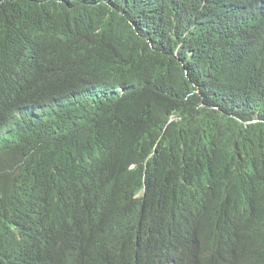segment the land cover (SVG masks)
I'll return each mask as SVG.
<instances>
[{
	"label": "trees",
	"instance_id": "trees-1",
	"mask_svg": "<svg viewBox=\"0 0 264 264\" xmlns=\"http://www.w3.org/2000/svg\"><path fill=\"white\" fill-rule=\"evenodd\" d=\"M0 264H264V0H0Z\"/></svg>",
	"mask_w": 264,
	"mask_h": 264
}]
</instances>
